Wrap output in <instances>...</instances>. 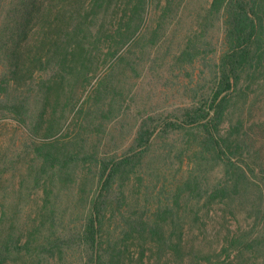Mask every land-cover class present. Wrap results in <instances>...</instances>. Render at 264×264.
I'll return each instance as SVG.
<instances>
[{
  "label": "trees",
  "instance_id": "1",
  "mask_svg": "<svg viewBox=\"0 0 264 264\" xmlns=\"http://www.w3.org/2000/svg\"><path fill=\"white\" fill-rule=\"evenodd\" d=\"M186 2L0 0V122L23 138L0 144V264H155L148 252L175 264H264V0L197 11L168 56L170 70L196 71L177 104L140 98L128 81L165 47ZM125 116L133 132L121 151L88 144L96 121ZM214 206L218 224L236 225L207 250ZM187 224L198 228L190 245Z\"/></svg>",
  "mask_w": 264,
  "mask_h": 264
},
{
  "label": "rangeland",
  "instance_id": "2",
  "mask_svg": "<svg viewBox=\"0 0 264 264\" xmlns=\"http://www.w3.org/2000/svg\"><path fill=\"white\" fill-rule=\"evenodd\" d=\"M211 0H187L186 4L188 5V9L184 11L183 14L180 15L179 18H176L170 22L169 28H168V34L165 35V47H159L157 50H150L152 52V58H154L156 55H161L162 53L166 54L165 62L160 66H153L152 61L150 59L149 62H146V65H144L140 70H137L136 72L128 71L130 78L128 79L129 84H132L133 90L135 91L136 95L140 98L145 95L147 92L151 91V99L154 101L157 100L161 101V105L163 106H173L177 104V102L180 100L179 95L177 94V91L181 89L183 85H190L191 83H195V74L196 71L183 70V69H176L175 71H172L169 69L171 66V63L168 61L170 55H172L175 52L179 51V45L183 43V39L185 35L188 33H191L196 28V13L199 9H204L205 7L209 6ZM153 14H155L152 11ZM151 17V15H150ZM154 17V15L152 16ZM151 19V18H150ZM149 19L148 24L154 28L156 23H154ZM212 46H208L210 48V51L217 50L220 47L221 43V27L219 25H216L212 31ZM169 48V50H167ZM169 56V57H168ZM199 71V70H198ZM195 79V80H192ZM95 80H92V83L90 86L86 88V90L82 91L81 94V100L85 99L87 95L90 94L91 90L93 89ZM195 85V84H194ZM192 85V86H194ZM153 86V87H152ZM152 87V88H151ZM129 103V101L127 102ZM264 106V102H262ZM134 104L131 103V107L133 108ZM264 113V111H263ZM72 122V116L69 117L67 121V125ZM100 121H96L92 127H90V140L88 144L90 146L96 145L98 141H101L103 145H108L107 149L112 147L113 149H110L113 152L121 151L120 147H125L127 142L130 140L131 134L133 130L131 128L133 127V119L130 116H125V118L118 120H114L113 122L109 123H103L98 124ZM72 124V123H71ZM13 123L9 120V118H4L0 122V144L3 145V148L6 149L8 146L16 145L21 146L20 143H18V139L22 140V133L19 131H15ZM74 127V126H73ZM107 129H106V128ZM66 128V127H65ZM64 128V131L66 130ZM131 130V131H130ZM130 131V132H129ZM129 133V134H128ZM74 135V132L71 133ZM128 134V136H127ZM71 135V136H72ZM16 141V142H15ZM100 143V146L102 144ZM22 147L18 148L21 149ZM104 149V148H103ZM104 149V150H107ZM117 152V153H118ZM184 168V166H183ZM176 167H173V170L170 171V174H174L177 179H179V173H175ZM169 174V175H170ZM91 174L89 173V177ZM93 175L91 176V178ZM91 182V180H90ZM92 185V190L96 186V181H94ZM137 187H132L131 191H135ZM131 192V193H132ZM137 197V195L135 194ZM135 196H131V198H134ZM141 197V196H140ZM220 214V210L217 206H214L213 209L210 211V217L212 216V219H209L207 223L208 230L204 233V242L202 241L204 246H207V250L211 247L215 246L216 244V233L217 230L219 231H225L226 228L232 229L235 227V221L233 219H228L226 222L223 223V227L218 224L219 217L217 216ZM190 224L186 225L187 231L186 233V241L189 243V245L195 241V234H192L190 231H194L196 234H198V228L195 226H192ZM193 232V233H194ZM193 240V241H192ZM133 248L130 250V255L132 256V262L133 263H139L138 256L139 252L135 251L137 246H132ZM136 253V254H135ZM148 256L156 260L155 264H175V260L173 256L168 255L167 257H159L155 254V252L152 254L148 252ZM135 261V262H134ZM215 264V263H213Z\"/></svg>",
  "mask_w": 264,
  "mask_h": 264
}]
</instances>
